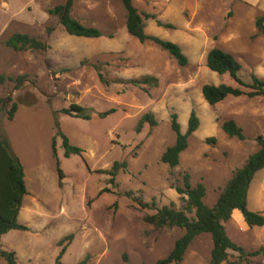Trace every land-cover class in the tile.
<instances>
[{"label": "rangeland", "instance_id": "1", "mask_svg": "<svg viewBox=\"0 0 264 264\" xmlns=\"http://www.w3.org/2000/svg\"><path fill=\"white\" fill-rule=\"evenodd\" d=\"M72 1V16L100 28L103 37L70 35L60 18L51 15L34 29H22L45 43L44 49L15 50L5 37L1 40L0 75L26 77L21 83L6 80L0 85V98L13 99L7 109L18 104L13 120L7 110H0V132L27 172L42 177H36L35 192L26 196L18 216L28 230H10L1 237L0 248L15 251L18 264H57L63 246L61 264H154L171 252L184 229L158 228L144 216L165 205L184 207L176 187L183 186L185 173L193 185L205 184L204 201L213 206L232 172L259 148L257 136H264V97H229L212 106L202 93L207 83L236 85L208 68L207 54L215 46L240 61L246 82L252 74L264 79V32L256 25L264 16V0H168L181 4V14L174 28L163 27L158 34L154 23L161 21L157 16L166 3L158 0L152 7L139 2L141 12L156 16L146 19L147 32L179 41L189 58L186 66L155 43L122 34L127 12L121 0ZM146 74L159 79L157 87L126 82ZM71 104L83 106L90 118L65 113ZM111 109L115 111L100 116ZM192 110L200 126L189 137L180 164L170 167L161 157L176 142L172 114H178L185 133ZM146 113H152L157 124L146 123L138 132V121ZM228 119L244 128L245 140L223 131ZM60 133L81 147L82 154L66 157ZM116 161H126L127 169L111 182L112 176L100 171ZM262 178L252 181L254 198L264 188ZM35 193L40 196L38 215L31 213L38 207L32 201ZM259 209L264 213L263 204ZM234 216L226 222L228 235L247 252L264 246V226L250 227L238 209ZM70 234L73 238L59 246ZM212 248L211 235L203 233L180 264H210ZM239 258L231 251L222 264H264V254ZM0 264H8L1 255Z\"/></svg>", "mask_w": 264, "mask_h": 264}, {"label": "trees", "instance_id": "2", "mask_svg": "<svg viewBox=\"0 0 264 264\" xmlns=\"http://www.w3.org/2000/svg\"><path fill=\"white\" fill-rule=\"evenodd\" d=\"M121 1L127 12L126 26L131 36L137 38L141 43L147 41L155 43L162 50L167 51L181 66H186L189 63L188 56L178 43L147 33L145 19L155 18V15L140 12L135 6L134 0ZM72 4L73 1L69 0L65 4L55 5L48 12L50 15L60 18L61 24L70 35L86 38H99L103 36L100 28L87 26L72 16ZM158 23L165 27L174 28L172 24H164L161 21H158ZM256 25L260 31L264 32V16L257 19ZM6 44L15 50H39L45 47V43L38 37L23 33L13 34L7 39ZM206 63L210 70L221 76H228L236 83V85L228 83L205 84L202 88V93L210 105L215 106L229 97H264V79L256 74H252L251 82H246L240 75L242 64L232 53L215 46L208 51ZM25 77L26 75L18 77L0 75V85L6 80L21 83L25 80ZM126 82L148 89L157 87L159 79L156 76L146 74L138 78L129 79ZM12 100L11 97L6 99L0 98V110H7L8 119L10 120L14 119L18 110L16 102H13L11 107L7 109L8 103ZM114 111V109H111L107 112H102L100 116H105ZM64 112L73 117L90 118L85 108L78 104H71L68 109H64ZM146 123L150 126L157 124V120L152 113H146L140 118L137 124V131L140 132ZM199 126L200 118L196 111L192 110L189 117L188 129L183 133L178 121V114L173 113L172 129L176 133V142L169 146L162 154V162L168 164L170 167L178 166L181 154L188 148L189 137L197 131ZM222 129L231 138L246 139L244 128L233 119L225 120L222 123ZM61 136L66 157L72 154H82L83 149L81 147L72 145L66 135L61 134ZM212 140L215 141L214 138ZM256 141L259 148L251 153L243 164L232 172L227 183L221 188L219 198L213 206L207 205L204 201L207 191L205 184L200 182L193 185L190 173H185L183 186L176 187L178 193L184 196V207L177 209L174 204L165 205L158 209L156 213L144 216L147 223L153 224L158 228L180 227L184 229V234L176 240L171 252L166 257L157 260L154 264H180L189 246L197 236L203 233H209L212 237L213 248L210 264H222L228 261L231 251L237 252L240 260L247 256L264 254V246L255 251L247 252L243 246L239 245L228 235L226 230V222L232 218L235 209L242 212L245 221L250 227L264 226V213L252 211L249 208L248 200L250 185L255 175L258 171L264 169V136L258 135ZM55 142L56 138L53 141V152L56 155ZM126 169V161H116L113 163L111 169L100 172L110 174L112 176L110 180L114 182L117 173L120 170L126 171ZM58 173L60 180H62L63 173L60 168H58ZM26 194L27 186L24 166L11 153L8 142L2 137L0 132V244L1 237L10 230L28 229L27 225L22 224L18 220ZM142 205L144 207L148 206L147 204ZM72 238V234L62 238L59 241V246H62L63 242ZM65 252L66 246H63L57 258V264H61V259ZM0 255L7 260L8 264H18L15 251L0 248ZM79 264L84 263L81 262Z\"/></svg>", "mask_w": 264, "mask_h": 264}, {"label": "crops", "instance_id": "3", "mask_svg": "<svg viewBox=\"0 0 264 264\" xmlns=\"http://www.w3.org/2000/svg\"><path fill=\"white\" fill-rule=\"evenodd\" d=\"M157 1L158 0H134V4L137 8H138L137 4L139 2H143L145 3V5L149 4L152 7L153 6L155 7L156 6L155 4ZM161 1H163V3H166V6L164 7L163 12H161L157 16V18H159V20H161L164 24H172V25L176 24L181 14L180 13L181 4L176 1L175 2H169L168 0H161ZM55 5L57 4L54 2V0H0V46L2 44L1 40L3 37H5L3 41H7V39H9L15 33L27 34L22 30L24 28L34 29L36 25L47 22L51 18V15L49 14L48 10L54 7ZM109 11H110L109 16H112V12L110 9ZM142 13L153 14L149 12H142ZM147 19H153V18H147ZM145 23H146V19H145ZM157 24H158L157 22L154 23L155 25L154 28L157 30L156 34H158V32H160L161 29L165 27L163 25H159V24L157 25ZM147 28H148V25L146 23V29ZM7 32H8V35H7ZM124 33L129 34L127 30V26H125L124 30L122 31V34ZM176 43H178L184 51V46L179 41H177ZM3 54L4 53L2 49H0V56ZM24 170H25V181H26V186H27V194L24 196L23 206L20 212L24 210V205L26 204V196L32 192H35L32 188L33 187L32 185L34 182H36V177L38 176L39 178L41 176L40 173H39L40 175L38 174L36 176L35 171L27 172L25 167H24ZM257 176L263 177L262 179L264 183V169L258 171L257 174L255 175V178ZM255 196L256 198H254V194L252 195V183H251V186L249 189V195H248L249 208L252 211L259 212L260 211L259 206H261L262 204L264 205V188H261L260 192H257ZM39 198L40 196L37 193H35V197L34 196L32 197L33 204L38 205L37 208L34 207L31 211V213L34 215H38V213L40 212L39 211L40 208L38 204ZM232 217H235L234 211H233ZM235 218L241 223L240 216L237 215V217ZM27 230H24V231H27Z\"/></svg>", "mask_w": 264, "mask_h": 264}]
</instances>
